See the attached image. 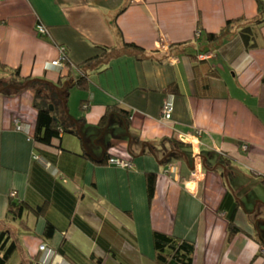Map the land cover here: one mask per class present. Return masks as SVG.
Instances as JSON below:
<instances>
[{
	"label": "crops",
	"instance_id": "0c3cea01",
	"mask_svg": "<svg viewBox=\"0 0 264 264\" xmlns=\"http://www.w3.org/2000/svg\"><path fill=\"white\" fill-rule=\"evenodd\" d=\"M259 1H0V81L18 71L61 91L88 78L58 105L69 130L52 144L35 139V88L0 90V234L18 235L23 264H72L60 250L85 264H157L155 230L195 241L196 264H264V25L252 43L241 34ZM61 46L68 60L49 68ZM108 155L132 167L101 163ZM12 198L41 209L31 231L5 222ZM233 214L243 232L229 241Z\"/></svg>",
	"mask_w": 264,
	"mask_h": 264
},
{
	"label": "trees",
	"instance_id": "16d2710c",
	"mask_svg": "<svg viewBox=\"0 0 264 264\" xmlns=\"http://www.w3.org/2000/svg\"><path fill=\"white\" fill-rule=\"evenodd\" d=\"M231 24L232 22H229V25ZM252 25L253 27L248 26L241 30V34L244 37L246 43H252L257 37V31L255 28L259 25H264V0L259 1V13ZM224 31L225 30H223V32L220 34L210 33L209 37L212 40L218 41ZM126 46L129 48H137V46L132 43H127ZM66 60H68V58ZM19 77L20 72L17 71L15 72V78L12 81L9 80L11 82L7 80H1L0 90L12 93L22 90L27 86H32L35 88V106L39 111L35 139L40 143L52 144L55 138L60 137L63 129L69 130V128L64 125L63 119L57 114L58 105H64L72 87L77 85L81 88H87L88 78L82 77L76 82L70 81L65 85L64 89L58 91L57 88L54 89L52 87L54 85L49 81L39 79L25 80V78L22 76L20 78ZM170 89L173 90V87H170L168 90ZM52 106H54V110L51 109ZM118 108L120 112L117 114L121 116L128 125L130 123V113L126 112L121 106H118ZM110 114H112V111L108 110L101 119V124H104L109 120L111 116ZM112 157L116 156L108 155L101 163H108ZM45 166H47L46 163ZM51 166H53L52 163ZM155 186L156 174H149L147 177V189L150 200H152L155 195ZM33 213L36 215L40 214L41 209L32 206L30 203L24 200H16L12 198L8 205L5 222L7 224L18 223V231L26 230L29 232L31 231V227L28 222L29 215ZM230 220L232 229L229 241H231L235 235L243 232V230L235 223V214L230 216ZM55 231L56 229L52 225H49L45 230V236L51 239L54 236ZM153 242L156 254L155 262L157 264H196L197 243L195 241L155 230L153 232ZM20 253V242L18 235L14 236L8 229H3L0 234V264H23ZM58 253L63 255L65 258L68 257L72 264H85L82 262V259L80 261L77 259V256H72V253H74L72 251L65 252L60 250ZM74 254L76 255V253ZM113 255L117 256L115 252H113ZM103 261L104 260L102 258H98V263L96 261L94 263L102 264ZM87 263L88 262H86V264Z\"/></svg>",
	"mask_w": 264,
	"mask_h": 264
},
{
	"label": "built area",
	"instance_id": "2783aa9c",
	"mask_svg": "<svg viewBox=\"0 0 264 264\" xmlns=\"http://www.w3.org/2000/svg\"><path fill=\"white\" fill-rule=\"evenodd\" d=\"M0 1H2V0H0ZM36 28H37V32L39 33V35H41L43 37L51 36V32H50L49 27L46 24H44L43 22H39L37 24ZM60 50H61V56L58 59L49 62L47 64L49 68H60V67H62L64 65V62L68 58L67 57V48L65 46H61ZM161 112H162L163 121L169 122V121H171L173 119L174 109H173V106L169 102H165L163 104ZM21 127H22V125L19 124L18 128L21 129ZM181 137L182 138H189V137H187L184 134L181 135ZM191 139L195 141L194 138L191 137ZM198 156L200 157V153L199 152H198L197 157ZM39 159H40V157H39ZM45 163H46L47 166L51 167V162H45ZM108 164L109 165H114V166H119V167H125V168L132 167V162L131 161L126 160V159H122V158H119V157L118 158L117 157L110 158ZM13 195H16L15 192L13 193ZM41 247H42V249H45L46 245H42ZM262 253L264 254V250L262 251Z\"/></svg>",
	"mask_w": 264,
	"mask_h": 264
},
{
	"label": "water",
	"instance_id": "95a60500",
	"mask_svg": "<svg viewBox=\"0 0 264 264\" xmlns=\"http://www.w3.org/2000/svg\"><path fill=\"white\" fill-rule=\"evenodd\" d=\"M52 109H53V107H52ZM57 118V117H56Z\"/></svg>",
	"mask_w": 264,
	"mask_h": 264
},
{
	"label": "rangeland",
	"instance_id": "374dc122",
	"mask_svg": "<svg viewBox=\"0 0 264 264\" xmlns=\"http://www.w3.org/2000/svg\"><path fill=\"white\" fill-rule=\"evenodd\" d=\"M16 194V193H15Z\"/></svg>",
	"mask_w": 264,
	"mask_h": 264
}]
</instances>
